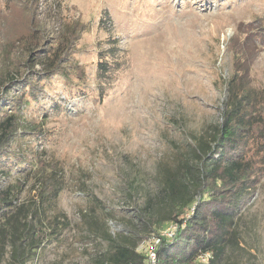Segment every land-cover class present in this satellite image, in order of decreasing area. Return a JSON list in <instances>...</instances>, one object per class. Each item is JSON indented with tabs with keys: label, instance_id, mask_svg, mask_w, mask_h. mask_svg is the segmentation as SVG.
Masks as SVG:
<instances>
[{
	"label": "rangeland",
	"instance_id": "obj_1",
	"mask_svg": "<svg viewBox=\"0 0 264 264\" xmlns=\"http://www.w3.org/2000/svg\"><path fill=\"white\" fill-rule=\"evenodd\" d=\"M4 1L0 95L6 78L43 73L46 57L34 55L49 46H67L62 66H76L81 78L68 88L56 80L25 114L19 145L48 171L56 167L64 185L56 208L69 223L27 264H92L106 244L84 231L89 195L129 219L140 195L156 192L157 163L220 124L224 81L236 72L244 86L264 91V0H38L30 10ZM111 40L124 61L114 81L98 87V54ZM22 168L2 187L17 184L18 204L30 205L38 172ZM132 179L144 186L138 195L128 191ZM248 194L235 221L239 251L228 250L219 264H264V172ZM117 221H107L112 235L121 230Z\"/></svg>",
	"mask_w": 264,
	"mask_h": 264
},
{
	"label": "trees",
	"instance_id": "obj_2",
	"mask_svg": "<svg viewBox=\"0 0 264 264\" xmlns=\"http://www.w3.org/2000/svg\"><path fill=\"white\" fill-rule=\"evenodd\" d=\"M37 3L5 0L4 6L30 10L28 4ZM107 43L109 48L98 54L95 65L98 87L113 82L118 65L124 61L116 43ZM60 45L34 55L38 60L46 57L41 64L42 74L30 75L23 82L10 76L0 95V264L31 262L69 225L67 217L56 208L64 189L56 167L48 171L40 158H31L19 145L21 131L26 129L25 114L36 107L39 97H44L60 78L67 88L81 79L76 66L75 72L62 66L67 46L63 50ZM33 53L28 56L31 58ZM224 97L220 124L193 136L184 149L157 163L152 178L156 192L140 195L143 203L136 214L129 219L119 217L118 212L106 210L89 195L86 209L80 212L84 231L106 244L105 252L92 264H145L136 252L137 246L157 236L168 224H176L178 229L171 242L161 239L157 264H199L197 258L207 253L211 255L208 264H219L228 250L239 251L236 217L257 174L264 172V91L244 86L241 74L234 72L224 81ZM23 166L38 172L32 183L37 202L30 205L18 204L17 184L2 187V181L14 172L20 173ZM127 183L134 195L144 187L135 179ZM107 221H117L121 230L110 234Z\"/></svg>",
	"mask_w": 264,
	"mask_h": 264
},
{
	"label": "built area",
	"instance_id": "obj_3",
	"mask_svg": "<svg viewBox=\"0 0 264 264\" xmlns=\"http://www.w3.org/2000/svg\"><path fill=\"white\" fill-rule=\"evenodd\" d=\"M192 211V210H191ZM176 224L166 225L157 236H152L150 239L141 242L137 248L136 252L143 256L145 264H157V248L162 240L171 242L177 232ZM211 259L209 253L199 256L197 258V263L208 264Z\"/></svg>",
	"mask_w": 264,
	"mask_h": 264
}]
</instances>
